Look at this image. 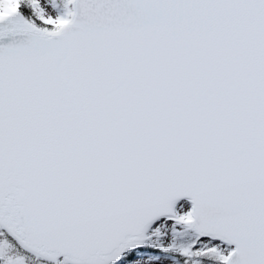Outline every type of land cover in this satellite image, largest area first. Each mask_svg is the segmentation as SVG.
Returning <instances> with one entry per match:
<instances>
[{
	"label": "snow or ice",
	"instance_id": "obj_1",
	"mask_svg": "<svg viewBox=\"0 0 264 264\" xmlns=\"http://www.w3.org/2000/svg\"><path fill=\"white\" fill-rule=\"evenodd\" d=\"M0 264H264V0H0Z\"/></svg>",
	"mask_w": 264,
	"mask_h": 264
}]
</instances>
